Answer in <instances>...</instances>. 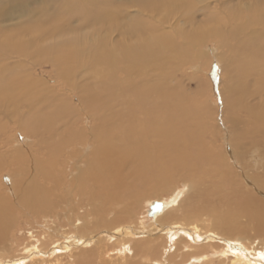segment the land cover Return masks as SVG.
Listing matches in <instances>:
<instances>
[{"label":"bare ground","instance_id":"bare-ground-1","mask_svg":"<svg viewBox=\"0 0 264 264\" xmlns=\"http://www.w3.org/2000/svg\"><path fill=\"white\" fill-rule=\"evenodd\" d=\"M209 38L220 110L175 79ZM2 242L0 264H264V0H0Z\"/></svg>","mask_w":264,"mask_h":264},{"label":"rangeland","instance_id":"rangeland-1","mask_svg":"<svg viewBox=\"0 0 264 264\" xmlns=\"http://www.w3.org/2000/svg\"><path fill=\"white\" fill-rule=\"evenodd\" d=\"M199 5L200 4H197V6ZM197 18L198 19L200 18L199 14L197 15ZM17 21H19L18 17H14L13 19H11V23L10 22L7 23L14 25ZM202 44L203 45L198 46L199 48L198 50H200L204 54L203 57L201 56L199 58L195 57L197 59L194 60V63L191 62L188 65L189 67L187 65H184L182 69H177L178 72H175V79L177 82L180 81L179 84L182 90L189 93L190 96L193 97L194 101H196L197 103L201 102V105L206 106V109L207 107H209L211 109L217 108L218 110H220L219 108L223 107L222 103L224 102V99L222 98V91L228 84L226 78L224 79V66H223L224 61L228 62L227 52L223 51V49L217 43V41L212 40V38H209L208 40L202 42ZM236 65L237 63L231 66L233 72L236 71ZM42 68L44 69L45 67ZM45 81L48 82V80L46 79ZM48 85L50 86L51 83H49ZM57 95H59V97L62 98V101H66L65 103L63 104L61 103L60 106L59 105L58 106L61 110L62 109L65 110L66 108L69 112L68 118H70L71 121L70 119L68 121L66 120L67 125H69V122L72 123L75 122V116L77 117V119L78 117H81L83 109L79 105V99L73 97L69 98L66 95V92L63 90L58 91ZM55 101L56 102L54 103L53 108L57 109L58 108L57 104L59 102L57 100ZM218 110L215 111L216 116L217 117L219 116L221 118L222 114L220 115ZM221 120L223 119L221 118ZM78 123L79 125H83L84 127L83 123L81 122ZM15 129L16 127L13 125L11 131H14ZM63 132L64 130L62 129L61 133L63 134ZM222 137H223L222 139H224V136ZM7 180L9 181V178ZM9 192L10 190H6L5 193L9 194ZM6 194L5 196L8 197ZM8 199L10 198L8 197ZM138 208L134 211V214L139 212L140 209ZM228 214L229 212L226 210L222 212V215L228 216ZM237 221L240 222L242 225L246 224L247 226L253 228H255L254 226L258 225L256 219H252L251 217L249 218L248 216H240ZM21 223H22V219H19V224L21 225ZM44 230H45V224L43 222H39L38 224H35L33 226L32 231H35V235L36 237H38L41 235V233L44 232ZM250 231L252 233V231H255V229ZM22 232L19 233V236L24 238L23 236H21ZM0 244H5V243L2 242ZM102 256L104 257L103 264H118L119 258L116 254L107 255V253H105L102 254Z\"/></svg>","mask_w":264,"mask_h":264},{"label":"snow or ice","instance_id":"snow-or-ice-1","mask_svg":"<svg viewBox=\"0 0 264 264\" xmlns=\"http://www.w3.org/2000/svg\"><path fill=\"white\" fill-rule=\"evenodd\" d=\"M261 260H264V252L258 254Z\"/></svg>","mask_w":264,"mask_h":264}]
</instances>
